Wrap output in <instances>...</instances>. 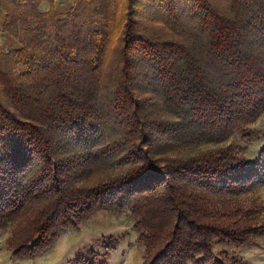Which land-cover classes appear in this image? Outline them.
I'll list each match as a JSON object with an SVG mask.
<instances>
[{
	"label": "trees",
	"instance_id": "trees-1",
	"mask_svg": "<svg viewBox=\"0 0 264 264\" xmlns=\"http://www.w3.org/2000/svg\"><path fill=\"white\" fill-rule=\"evenodd\" d=\"M54 1L0 0V32L20 41L0 52V229L18 223L12 258L35 259L87 216L128 209L143 264L240 263L215 247L264 235L260 206L238 200L263 188L264 148L255 160L232 145L172 151L225 141L264 112V0H126L119 11L80 0L64 16ZM145 2L160 31L143 24ZM122 15L121 66L102 94ZM113 242L104 247L116 251ZM109 253L72 261L108 264Z\"/></svg>",
	"mask_w": 264,
	"mask_h": 264
},
{
	"label": "rangeland",
	"instance_id": "rangeland-1",
	"mask_svg": "<svg viewBox=\"0 0 264 264\" xmlns=\"http://www.w3.org/2000/svg\"><path fill=\"white\" fill-rule=\"evenodd\" d=\"M219 5H221V0ZM65 4H64V3ZM80 0L54 1L56 11L64 16L69 10L77 6ZM113 11H119L120 8L126 6V0H111ZM51 5V3H50ZM51 8V6H50ZM49 8V9H50ZM150 8V10H149ZM142 21L144 25H148L155 31L161 26L159 23L151 22L146 13H151V7L145 2L141 6ZM118 14V13H117ZM4 14L0 13V23H2ZM124 24V16L116 17L114 20V29L111 36L108 52L104 59V67L102 72V94H105L112 87V80L115 79L121 63V41L122 28ZM160 31V30H159ZM166 37L176 39V33L163 31ZM20 41L15 36L5 31L0 32V52L10 51L18 48ZM139 73V92L143 96H149L151 99L150 110L159 111L160 105L156 100V94L147 91L141 85L144 83ZM234 146L240 156L249 159L261 158L260 152L264 148V112L254 122L245 124L241 129H236L228 139L222 142H201V143H185L179 145L172 151L175 155L180 154H196L200 151L222 149ZM238 200L248 206H260L261 213L255 215V220L264 223V186L263 188H249L246 192L241 193ZM136 218L128 210L110 211L101 210L83 219L79 226L71 227L60 233L55 240V244L35 259L24 258L14 259L9 250L7 239L12 235L18 227V223H12L5 229H0V264H74L72 259L77 253H86L88 249H95L101 254L109 253L108 264H143L144 243L139 239V231L136 228ZM117 240V250L110 251L104 247V243ZM225 252L229 257L242 258L238 264H264V235L258 236L253 242L243 246L235 244H217L215 253ZM224 254V253H223Z\"/></svg>",
	"mask_w": 264,
	"mask_h": 264
},
{
	"label": "crops",
	"instance_id": "crops-1",
	"mask_svg": "<svg viewBox=\"0 0 264 264\" xmlns=\"http://www.w3.org/2000/svg\"><path fill=\"white\" fill-rule=\"evenodd\" d=\"M57 1H67V0H55V3H57ZM64 3V2H63ZM65 4V3H64ZM50 2H47V1H44L41 6H40V9L43 11V12H47L49 11V8H50ZM3 12L2 10H0V13ZM4 14V13H3ZM4 18V17H3ZM4 20V19H3ZM3 22V21H2Z\"/></svg>",
	"mask_w": 264,
	"mask_h": 264
}]
</instances>
